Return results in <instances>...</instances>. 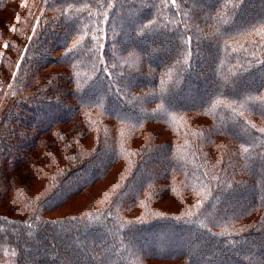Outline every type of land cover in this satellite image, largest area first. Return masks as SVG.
I'll list each match as a JSON object with an SVG mask.
<instances>
[{"label":"trees","instance_id":"1","mask_svg":"<svg viewBox=\"0 0 264 264\" xmlns=\"http://www.w3.org/2000/svg\"><path fill=\"white\" fill-rule=\"evenodd\" d=\"M6 11L0 264H264V0Z\"/></svg>","mask_w":264,"mask_h":264},{"label":"rangeland","instance_id":"2","mask_svg":"<svg viewBox=\"0 0 264 264\" xmlns=\"http://www.w3.org/2000/svg\"><path fill=\"white\" fill-rule=\"evenodd\" d=\"M21 9V8H20ZM22 11V9H21ZM11 13L10 11H6L3 14H1L0 16V27H5L6 26V36L7 37H12L14 31H12L13 28H9L7 27L6 21L8 19H11ZM13 21V20H12ZM15 24L17 23L18 26H20V20L14 22ZM164 52L163 50L160 51L159 53ZM161 54H158L157 56H155V60H159L161 59ZM5 108V107H4ZM4 108H2V103L0 102V118L2 113L4 112ZM111 180H108V182L105 181V183H103L99 188L95 189L94 191H92V193L90 195H81L80 197H78L76 199V202L69 204L68 206H66L65 208L58 210L57 212L52 213V216H57V215H62V214H69V213H77L78 211H80V209H86V208H90L94 205H96V202L98 201V199H100L102 197V193L104 190H106V188H108L111 183L113 182ZM39 190L42 188L41 184H39ZM37 189L35 188L33 191L34 193L37 192ZM92 201V202H91ZM178 204L175 203V201L173 199H168L167 201H164L161 206H164L168 209H170L171 211H177L179 209V206H177ZM3 209L2 207H0V212H2Z\"/></svg>","mask_w":264,"mask_h":264},{"label":"snow or ice","instance_id":"3","mask_svg":"<svg viewBox=\"0 0 264 264\" xmlns=\"http://www.w3.org/2000/svg\"><path fill=\"white\" fill-rule=\"evenodd\" d=\"M172 3H175V0H172Z\"/></svg>","mask_w":264,"mask_h":264}]
</instances>
